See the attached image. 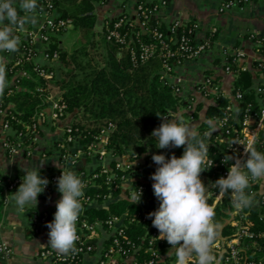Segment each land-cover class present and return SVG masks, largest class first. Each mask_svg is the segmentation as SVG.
Wrapping results in <instances>:
<instances>
[{"label": "built area", "instance_id": "1", "mask_svg": "<svg viewBox=\"0 0 264 264\" xmlns=\"http://www.w3.org/2000/svg\"><path fill=\"white\" fill-rule=\"evenodd\" d=\"M62 0H38L37 23L27 24L17 35L20 36L19 49L16 52H6L11 55L6 60L7 74L10 75L8 87L0 96V150L11 158H30L34 155L46 157L53 155L57 160L54 166L41 168L42 176L47 177L49 184L45 191L57 193V178L61 175L65 165L73 170L81 169L82 159L98 162L91 170H86L83 179L84 189L83 211L78 220L79 240L76 241L75 250L68 254H60L51 247L39 250L38 257L43 261L54 264H79L85 255H93L95 264H175L174 254L168 256L171 247L166 240H159V231L153 227L152 219L148 213L158 207H143L136 211H125L122 214H113L106 219L90 220L85 215V209L89 207H109L112 201L128 198L132 200L133 194H138L139 189L144 193L146 186L136 182L137 172L147 164V153L133 151L121 156L111 154L108 148L111 133L116 125L108 122L97 129L93 141L84 142L83 129L75 123L74 113L69 111V105L62 91L53 93L52 82L55 80L56 71L50 62L59 59L58 51L50 52L51 37L62 32L70 24V18H60L51 12L54 3ZM105 1V0H102ZM250 0H225V7L235 3L248 2ZM152 6H149V3ZM168 4L167 0H137L136 21H128L125 16L117 17L106 25V36L109 41L115 42L120 49H129L130 59L134 67L147 63L150 59L157 58L161 61L167 74L174 70L173 66L182 65L186 61L194 60L207 53L211 46L209 36L195 38V41L186 32L176 42L158 28H149L153 25L156 15L161 7ZM128 24L129 26H126ZM136 25L141 30L150 34V38L143 40L140 33L132 37L129 28ZM185 26V23L176 21L172 24V30ZM216 30V29H215ZM214 30V31H215ZM192 30H189L191 33ZM253 43L256 50L263 55L261 63L253 66L255 72H259L256 88L263 95L259 105V114H246L240 120L237 114L239 104L244 93L237 90L231 94L230 102L225 108V114L218 121L217 130L220 134L217 139L225 145L223 149L227 155L216 159L208 153L209 166L218 171V178L227 176L229 166L235 161L224 162L228 155L244 157V145L254 141V145L260 140L264 132V36H254ZM263 48V49H262ZM121 54V53H120ZM234 56L233 62H238L240 69H251L244 62L245 52L237 49L233 53L225 55L221 68L226 72H233L227 64L226 56ZM41 58L42 61L39 59ZM30 66L42 83L35 86L42 102L38 104L34 114L27 119L15 112L12 104L6 103L3 96H11L17 89H21V78L35 79ZM214 66H212L213 68ZM215 69V68H214ZM218 73L206 75L194 84L196 91L213 102L220 94L225 96L219 83ZM174 91L184 98L187 110L170 112L166 117H181L185 122L194 117L197 104L193 93H189L186 84L191 81L183 75H173ZM263 82L260 83V80ZM191 92V91H190ZM220 93V94H219ZM238 142V143H237ZM107 158L108 161H107ZM153 165L152 156L149 159ZM25 174L5 176L1 178L3 186V203L9 204L11 193L18 190ZM79 174L78 176H82ZM104 189L105 192L89 194V189ZM252 200L250 207L238 210L234 207L231 193H221L219 188L212 185L208 190V197H213V204L217 205L226 198L230 207L227 210L225 223L230 225L231 232L220 234L216 241L215 254L219 264H264V180L255 182L246 190ZM51 209L34 211L31 214L33 230L47 227V223L54 217ZM12 247L6 242L0 243V254L9 257Z\"/></svg>", "mask_w": 264, "mask_h": 264}, {"label": "trees", "instance_id": "2", "mask_svg": "<svg viewBox=\"0 0 264 264\" xmlns=\"http://www.w3.org/2000/svg\"><path fill=\"white\" fill-rule=\"evenodd\" d=\"M98 1L100 0L57 1L54 3L51 12L60 18H70L76 32L95 34L97 24L95 8ZM149 6H152L151 2ZM130 21L134 22L136 20L131 17L128 24ZM128 24L126 26H129ZM149 28H158L176 42L184 32L188 34L192 41H195L196 38V24L193 21L186 22L185 26L176 27V30H172V25L161 24L158 19H155L153 25L149 24ZM129 29L134 38L137 37V32L140 33L143 40L150 38V34L141 30L139 25ZM190 29L192 30L191 33H189ZM103 38L106 42L107 52L103 57V64L96 65L88 58L87 48L82 47L69 53L60 46L58 35H53L51 37L50 52L53 54L54 51H58L60 63H62L60 65L62 77L56 76L53 83L61 89L64 98L68 102L69 111L76 115L82 114L81 120L93 119L98 122L99 125L94 128L89 127V124L77 123L86 136L84 142L93 141L97 129L108 122H113L116 127L111 133L110 143L108 144L112 155L121 156L133 151L147 153V164L142 167L141 171L137 172L135 180L144 184L146 189L138 204H132V200L122 198L112 201L108 208L89 207L85 209V215L90 220L96 218L103 220L113 214H122L125 211L132 212L143 207H159L160 202L153 191V180L150 179L158 165L155 163L150 165L149 159L156 153H164L170 158L173 153L179 157L184 152L183 146L158 149L156 138L151 135L153 130L163 122L160 115L166 116L170 112H176L186 104L184 98L174 91L173 75L175 71L172 70L170 74H167L161 61L157 58L150 59L147 63L134 67L130 59L129 49L121 50L118 44L109 41L106 36V27L104 28ZM226 58L228 62L224 64V67L228 64L235 73L231 94H235L237 90L244 93L242 101L237 104L236 112L239 119L243 120L246 114H259V105L263 97L256 88L257 78H260L259 72L252 69H240L238 62H233L234 56L227 55ZM224 60L217 59V62L223 63ZM260 63V60H255L253 65L258 66ZM70 66L72 68H69ZM51 67L55 69V66L51 65ZM26 68L30 69L31 67L27 65ZM211 71L213 70H207L208 73ZM31 73L35 79L21 78L22 88L17 89L9 97L3 96L6 103L12 104L15 112L25 119L34 114L38 104L42 102L39 93L35 91V86L42 83V80L33 70H31ZM7 79H10L9 74H7ZM262 82L263 79L260 80V83ZM229 102L228 97L220 94L215 102L208 104L206 107V118L209 120L223 117ZM203 108L204 104L198 103L194 115L197 116ZM198 132L205 143L210 144L209 152L216 159H220L222 155H227L223 150L225 145L217 139L220 134L219 130L211 132L210 136H206L205 133L210 132V129L206 121H203L198 126ZM254 147L256 150L264 152V132L261 133L260 140ZM208 167L202 173L207 192L218 179L217 169L209 165ZM42 172L43 170H41ZM76 173L77 175L83 174L80 176L82 180L90 176L86 175V169L83 168L76 170ZM0 175L2 178L3 174ZM97 192H105V188L88 190L89 194ZM49 193V191L43 192L45 195ZM1 194L0 211L4 206L3 186L0 184ZM213 199V197H208L210 205L213 204ZM229 207L230 203L226 198L215 206V219L221 224L220 234L231 232L230 225L225 223ZM51 210L55 212L56 207ZM53 219L54 217L50 221Z\"/></svg>", "mask_w": 264, "mask_h": 264}, {"label": "clouds", "instance_id": "3", "mask_svg": "<svg viewBox=\"0 0 264 264\" xmlns=\"http://www.w3.org/2000/svg\"><path fill=\"white\" fill-rule=\"evenodd\" d=\"M38 0H0V52H16L20 36L17 32L27 24L37 23ZM23 13V15H21ZM8 87L6 60L0 56V96ZM159 115V114H158ZM162 123L155 128L158 149L184 147L181 156L175 153L170 158L164 153L152 155L158 165L151 175L153 191L159 207L148 213L153 227L159 231V240L171 246L168 256L174 254L175 264H219L215 254L216 241L220 237L221 224L215 219V205L208 203L206 184L202 173L208 169L209 145L200 137L196 126L186 123L181 117L160 115ZM210 132L217 131L218 121H206ZM238 143V142H237ZM254 141L244 145V157L228 155L224 162L234 160L227 176L215 181L221 193H231L233 205L242 210L252 205L248 192L253 183L264 180V152L256 150ZM43 163L35 168L21 163L25 173L18 190L10 199L18 210L38 204V197L49 184L41 175ZM213 163L211 164V166ZM210 166V167H211ZM61 175L57 178V190L61 198L56 203L54 219L47 223L48 245L60 254L75 250L79 240L78 220L83 211L84 181L77 173L61 164ZM142 189L133 194L132 204L141 201Z\"/></svg>", "mask_w": 264, "mask_h": 264}, {"label": "crops", "instance_id": "4", "mask_svg": "<svg viewBox=\"0 0 264 264\" xmlns=\"http://www.w3.org/2000/svg\"><path fill=\"white\" fill-rule=\"evenodd\" d=\"M151 1L156 2L158 0ZM167 1L168 4L161 7L156 15L158 22L170 26L176 21L182 23L193 21L196 24V37H212V47L207 53L174 68L175 74L191 79L186 84V89L189 93L194 94L196 98L195 104H204V108L199 111L197 116L194 115L193 118L186 120V123L196 126L198 130L200 123L208 120L205 116L206 107L213 101L196 91L195 82L212 72L218 73L221 88L225 93V97L230 100L235 73L226 72L222 69V62H217V59L223 61L226 54L242 49L245 52L244 62L253 71V62L262 60L263 55L256 50L252 35L264 36V0H250L248 2L235 3L229 7L222 5L225 0ZM16 2L18 4L19 0H16ZM136 3L137 0L98 1L95 12L97 14V22H101L102 29L100 31L104 32L107 23L117 17L136 18ZM95 29L99 31L96 27ZM0 56L4 57L5 60L11 59V55L6 52H0ZM39 60L42 61L41 58ZM200 66L205 67L206 71L198 75V77L192 76L190 72L197 71ZM212 66L214 67L212 68ZM207 70L213 71L208 73ZM22 162L26 166L30 165L31 168L37 167L42 162H44L42 168L57 164V160L53 155H48L45 158L38 155L30 158H11L0 150V174L5 176L25 174L21 170ZM97 163L83 157L81 168L89 171ZM60 198L61 193L59 192L46 195L41 193L38 197L37 206L32 204L21 211V213H26L25 216L16 210L11 199L7 206H2L0 211V243L6 242L10 244L13 251L9 257L0 254V264H54L43 261L38 257L39 250L51 247L48 245L49 229L43 226L38 231H34L31 214L34 211L55 208ZM95 261L93 255H85L79 264H95Z\"/></svg>", "mask_w": 264, "mask_h": 264}, {"label": "rangeland", "instance_id": "5", "mask_svg": "<svg viewBox=\"0 0 264 264\" xmlns=\"http://www.w3.org/2000/svg\"><path fill=\"white\" fill-rule=\"evenodd\" d=\"M96 28L99 29V31L95 29L96 30L95 34H91V33L86 34V33L76 32L72 24H70L62 32L57 34L60 40V46L65 48V50H67L69 53H72L79 48L85 47L88 49V58H90L94 64L102 65L103 57L107 52V47H106V42L103 40L104 32L100 31L102 29L100 21L97 22ZM50 64L55 66L56 76L62 77L61 69H60V65L62 63H60V59L51 61ZM69 68H72V66H70ZM205 71H206V68L203 66H200L197 71H191L190 74L194 77H198V75L204 73ZM52 89H53V93H57L58 91H60L59 86L55 85L53 82H52ZM187 109L188 108L186 104L180 107V111H183V112L186 111ZM74 116L76 118L75 123L85 124V125L89 124L88 126L89 127L91 126L92 128L97 127V125H99L98 122L94 121L93 119L92 120L82 119L83 120L82 121L80 119L82 114H78V115L74 114ZM108 159L109 158H107V161ZM1 196L2 194L0 195V198ZM14 207H16L15 204H14ZM27 207H30V205H28ZM16 210H18L17 207H16ZM18 212L21 213V210H18ZM21 214L23 216L26 215V213L24 212Z\"/></svg>", "mask_w": 264, "mask_h": 264}]
</instances>
